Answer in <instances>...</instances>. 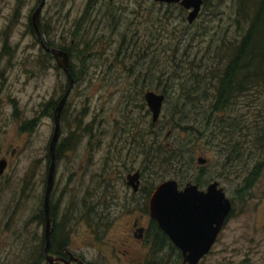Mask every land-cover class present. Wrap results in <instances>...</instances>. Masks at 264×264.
<instances>
[{"label": "rangeland", "instance_id": "374dc122", "mask_svg": "<svg viewBox=\"0 0 264 264\" xmlns=\"http://www.w3.org/2000/svg\"><path fill=\"white\" fill-rule=\"evenodd\" d=\"M204 1L197 19L189 23V12L180 4L47 0L41 17L56 43L73 50L70 64L78 78L65 105L61 138L72 132L83 136L57 166L51 207L58 218L53 225H58L57 234H63L57 235L59 242L60 237L69 236L66 242L73 249L88 252L90 239H95L92 228L80 222L97 223L100 214L92 206L101 202L115 209V229L102 238L119 235L131 217L120 209L143 204L149 196L132 193L125 184L128 173L141 171L145 188L152 191L168 179L184 187L203 175V188L216 181L233 210L201 264H264V145L254 141V127L264 118V94L263 99L251 96V101L239 97L232 114L211 116L209 79L226 53V44L238 39L243 25L235 0ZM16 2L0 0V9L16 10ZM37 2L32 0L34 9ZM4 16L0 11V17ZM26 38L20 31L10 34L11 44L22 47L14 53L10 76H0V160L6 158L9 163L0 178V264H45L41 255L46 223L38 217L44 210L49 144L55 127L54 119L45 114L46 105L52 100L61 102L68 88L64 71L58 70L54 59L42 56L35 36ZM28 40L32 53L25 49ZM126 40L133 42L128 49ZM83 49L88 52L84 64L78 56ZM7 61H1L0 72L8 69ZM187 87L197 89L189 105L181 94ZM163 89L168 94L160 118L152 123L145 95L149 91L165 94ZM205 90L209 91L207 100H202ZM183 107L186 117L178 113ZM226 118L235 123L232 139L223 133L228 124L220 121ZM34 119H38L35 129L25 132V124ZM76 120L84 122L78 127ZM174 121L199 129L189 132L171 124ZM84 127H92V133ZM157 146L159 151L162 147L192 149L194 163L190 168L160 163L164 148L157 163L152 162ZM200 157L206 161H197ZM257 163L258 176L247 186L245 179L254 176L250 172ZM98 262L123 264L110 254Z\"/></svg>", "mask_w": 264, "mask_h": 264}, {"label": "water", "instance_id": "95a60500", "mask_svg": "<svg viewBox=\"0 0 264 264\" xmlns=\"http://www.w3.org/2000/svg\"><path fill=\"white\" fill-rule=\"evenodd\" d=\"M167 4H180L188 10V22L192 23L197 19L202 0H154ZM46 0H41L33 16V24L38 30V20ZM46 51L53 53L58 65L64 71L68 79V88L54 115V132L49 144L50 165L44 200V213L46 218L45 227V256L49 264H56L58 261L50 254L52 246L51 236L53 223L50 220V200L55 184V173L57 166L56 146L61 137V115L74 86V79L71 74L69 55L63 51H56L44 47ZM164 94L149 91L145 95V102L153 116L152 123L160 118V112L164 106ZM197 161L204 163L205 159L198 158ZM7 168L5 161H0V178ZM139 171L128 175L127 185L139 190ZM208 189L203 191L200 186L194 183H187L180 189L178 183L168 179L156 186L150 196L149 212L153 219L160 225L175 244V247L183 250L187 255L186 259L190 264H196L201 257L211 250L215 239L218 237L221 226L231 212L230 199L225 197L217 182L208 184Z\"/></svg>", "mask_w": 264, "mask_h": 264}, {"label": "flooded vegetation", "instance_id": "af4514ba", "mask_svg": "<svg viewBox=\"0 0 264 264\" xmlns=\"http://www.w3.org/2000/svg\"><path fill=\"white\" fill-rule=\"evenodd\" d=\"M16 1H17L16 4L18 5L16 10L14 8L12 10H10L9 8H6L7 10L5 8L0 9L2 16L5 15L4 11H8L7 16H4L3 19L0 17V20H3L1 30L3 31L2 34L5 37L3 40H1V38H3V35L0 34V41H2V43H0V63L4 59L8 58V61L6 62L8 69L6 68L3 72H0V76L5 77L4 74L10 76V70L14 65L12 60L14 56H16L14 55V53L17 51L18 48L22 47V44H18L17 46L11 44L10 34H12L13 31L14 32L20 31L21 36L25 39H27L26 38L27 36H29L30 38L35 36L37 47L40 49L41 53L43 54L42 56L46 57L45 59H48L49 58L48 55H50L55 60L56 64H58L53 53L46 51V49L44 48V47H48L51 49H55L58 52L63 51L68 53L69 63H71L72 55L68 52L71 51V49H69L66 45L60 46V42L56 43L55 39H53L52 36H50L48 28L45 25L46 20L43 19V17H41L44 8L47 6V0L39 16L38 30H36L34 27L33 16L37 8L40 6L41 0H38L35 9L32 7V0H16ZM3 3L5 4L6 2ZM32 47L33 45L30 40L26 44L25 49L28 52L30 51L32 53ZM30 57L32 58V56ZM27 73L29 74V71L26 69V74ZM31 122L32 121H29L25 124V128H24L25 130L29 128L30 126L29 123ZM64 140L65 139L60 137V145L62 147L63 144L65 143ZM3 161L7 163V168H8L9 163L7 159L4 158ZM129 174L132 173H128L126 175L127 176L126 180H128ZM139 176H140L139 187H138L139 190L135 192L134 189L132 188L133 190L132 193H138L140 191L143 193V195L145 194L144 196L149 195L148 198L146 199L148 201L144 202L143 204L138 203V205L132 204L131 208L124 207L120 209V213L124 212L125 215L126 214L131 215V217H129L130 219L127 220V222H124V226L120 230V234L115 236L114 238L113 237L112 238L107 237V239L102 238L103 235L115 229L114 226L112 225L113 224L112 214L115 209L114 210L112 209V204L103 205V202L93 205L92 210L96 207L98 209L97 211L99 212L98 214H100L97 223L95 222L97 226L95 225V223L94 225L93 224L89 225V223L86 221L80 223L82 225H85L86 229L90 230L92 228L91 236H93V239L95 240L98 239L99 241H95L89 238L90 239L89 242H91L90 243L91 247H87L89 250L87 252L83 250L73 249V247L70 244V241L66 242L69 236H63L62 238L60 237V244L55 248V250H53L52 248L50 249V254L58 260L56 264H97L96 261L97 262L100 260L103 261L106 254L113 255L114 258L120 259L123 264H190L191 263L188 262V260L186 259L187 255L185 254L187 253L184 254L183 250H181L178 247H175V244L171 241L172 239L170 238V236H168L164 231H162L158 222L151 217L149 212V203H150L149 199L152 192L155 189L153 191H150L151 188L146 189L143 183L144 176L142 175L141 171L139 172ZM126 180H125V184H127ZM188 183H192V182H188ZM208 184L206 188L200 187V189L206 191L209 186ZM178 186H180L179 183ZM183 188H184L183 186H180V189ZM104 201L109 202L107 201V199H105ZM138 211H140L142 214L137 217L134 214L135 212ZM222 227L223 226H221V228ZM220 231L218 233L219 235L221 234ZM60 235L63 234H61L60 232ZM219 235L217 238H219ZM206 254H204L196 264H201L205 260L204 257L206 256ZM89 256L90 259L88 258ZM41 258L45 261V264H49L46 261L45 246L43 248V253L41 255ZM238 264H246V263L241 262Z\"/></svg>", "mask_w": 264, "mask_h": 264}, {"label": "trees", "instance_id": "16d2710c", "mask_svg": "<svg viewBox=\"0 0 264 264\" xmlns=\"http://www.w3.org/2000/svg\"><path fill=\"white\" fill-rule=\"evenodd\" d=\"M235 1H236V14H238L239 18L241 17V21H242L241 25L243 26L238 32V37H237L238 39L235 42H229V44H226L225 46L227 48L225 50L226 53L225 55H223V57L221 56V58L218 59V64L216 65V68H214L215 73L209 79L210 82L209 84H211L213 88V92L211 94L209 93V97H210L209 112H211V116L220 115V113L226 114V112H230V114H232L233 105L236 103L239 97L246 98L249 99V101H251L250 98L251 96L255 100L257 98H262V94H264V0H235ZM202 3L204 4L205 1L203 0ZM123 41L124 39L121 41V43H123ZM126 42H127L126 49H128L131 47V43L133 42H130V40H126ZM75 46L76 44H74L72 47ZM68 52L73 56V50ZM87 53L88 52L86 49L78 51L79 58H82L84 61L83 64L87 61V57H88ZM48 57L50 59H53L50 55H48ZM57 68L58 70H60V66H57ZM70 69H71L72 77L76 82L78 78L75 76V72L73 71V66L71 64H70ZM167 73L168 72H163L164 75H166ZM202 73L205 74V71H203ZM195 76H197L198 78V75ZM185 89L187 90H184L181 94H183L184 96L182 98L187 101L186 104L189 105L188 101L191 102V99L194 97V94L197 91V89L190 87H187ZM162 92L165 93L164 95L166 98V94H168V90L163 89ZM208 92L209 91L205 90L203 93V97L201 98L199 97V98L202 100H207ZM59 103H60L59 101L54 102V100L48 103L46 105V110H47L45 113L46 116L54 119L55 110L57 109ZM184 107L183 109L181 108L178 113H180L181 115L185 114L186 117V114L188 115V113L187 110L184 111ZM64 109L61 115L62 121L65 119V115L67 114V112L64 111ZM146 112L149 113L150 111L146 109ZM261 117L262 115L259 116V118ZM37 122L38 119H34L31 123H29L30 124L29 128L27 130L24 129V131L32 132L37 126ZM82 122H84V120H79V122L78 120H76L77 126L80 127ZM220 122L224 124H228L225 127L223 133L225 136H228V138L232 139L234 133L233 131L235 130V127L233 125H235V123L231 124L228 118L223 119ZM257 122L259 125H257V127H254V134H255L254 141L256 143V141L258 140L262 145H264V118L259 119ZM171 124L182 129L185 128L189 132H192L193 130L198 131L199 129V128H195L193 124L187 125L185 124V122H183V125L181 124V122L178 121L171 122ZM91 128L92 127H88L87 130V128L84 127L83 129L84 130L86 129L91 134L92 133ZM236 128L238 129V131L242 130L241 125H236ZM76 134L77 132L76 133L72 132L71 135L69 134L68 137L65 138L64 140L65 143L63 144V147L60 145V140H59L56 146L57 166L60 163V159L63 157V154L67 153L69 150H72V148H74L81 141V138L83 139V136H79ZM189 144L190 141L186 143V145ZM162 148L166 150V153L163 154L164 158H160V163L164 162L167 163V165L171 164L172 168H174L173 166H184V168H190L193 165L194 163L193 153H190L193 151L192 149L185 150L186 148L184 149L183 147H181L179 148L180 150L176 149L175 151L173 148H169V147H162ZM155 151L156 153L151 155L150 158L151 160L153 159L152 162L157 163L156 158L157 155H159L158 153L160 152L158 150V146L155 148ZM185 154H187V157L184 159ZM237 154L238 156H241V153H236L235 155ZM259 165L260 163L253 165L254 167L250 173H252V175L254 176H250L245 179L247 186L250 185L249 182H251V179H253L255 176H258ZM57 166H56L55 177L58 169ZM173 172H175V169L173 170ZM201 178H203V175L200 178L199 177L195 178L194 182L197 183V185H199L200 187H203ZM150 191H152V189ZM56 215L57 213L55 212V207L54 206L51 207V200H50V220L53 224L57 223L58 221ZM38 218L40 222L46 223L44 210H42V215L39 216ZM53 226L54 229H52L51 248L55 250V248L60 244L58 240V236L60 235V233L57 234L58 225H53Z\"/></svg>", "mask_w": 264, "mask_h": 264}]
</instances>
